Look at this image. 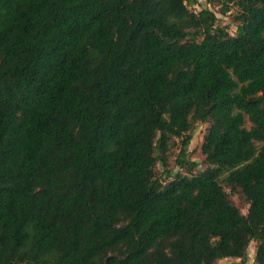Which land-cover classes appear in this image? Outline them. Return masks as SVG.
I'll list each match as a JSON object with an SVG mask.
<instances>
[{
	"label": "trees",
	"instance_id": "obj_1",
	"mask_svg": "<svg viewBox=\"0 0 264 264\" xmlns=\"http://www.w3.org/2000/svg\"><path fill=\"white\" fill-rule=\"evenodd\" d=\"M208 1L235 34L199 0H0V264H264V0Z\"/></svg>",
	"mask_w": 264,
	"mask_h": 264
},
{
	"label": "rangeland",
	"instance_id": "obj_2",
	"mask_svg": "<svg viewBox=\"0 0 264 264\" xmlns=\"http://www.w3.org/2000/svg\"><path fill=\"white\" fill-rule=\"evenodd\" d=\"M199 4H191L190 8L193 11L198 12L201 8H210L213 9L215 11H217L219 20H218V24L226 27L227 31L231 34H235L236 30H237V25L236 22L234 21V14L232 12L235 11V9H233L231 12L227 13V14H222L220 12H218V8H214L208 0H199ZM247 125L250 126V123L247 122ZM209 123L206 122H200L197 121L194 124V130H193V138L190 142L189 148H188V158L191 161H195L198 163V166L195 168L194 173L200 172L201 170L206 168V163H205V155L202 153L201 151V145L203 143L204 140V136L207 132ZM176 145L174 146L171 154H170V158H169V167L174 170V172H183L185 174H187L186 170L184 168H181L177 165L176 163V157L180 151V139L176 138ZM164 170L165 168L158 164V168H157V172L159 175H161L164 179H165V175H164ZM231 199L233 200V202L238 205L243 213H247L248 209H249V204L246 203L242 197H240L239 194H233L231 195ZM256 245L257 242L252 241L249 248H248V255H247V259L248 262L250 264H255V256H256ZM236 261H239V259L237 258H225L222 260L218 261V264H227V263H234Z\"/></svg>",
	"mask_w": 264,
	"mask_h": 264
}]
</instances>
